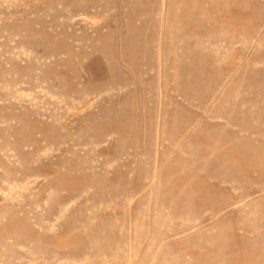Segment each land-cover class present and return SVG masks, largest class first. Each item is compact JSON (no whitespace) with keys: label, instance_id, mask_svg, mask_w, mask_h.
Segmentation results:
<instances>
[{"label":"rangeland","instance_id":"rangeland-1","mask_svg":"<svg viewBox=\"0 0 264 264\" xmlns=\"http://www.w3.org/2000/svg\"><path fill=\"white\" fill-rule=\"evenodd\" d=\"M0 264H264V0H0Z\"/></svg>","mask_w":264,"mask_h":264}]
</instances>
